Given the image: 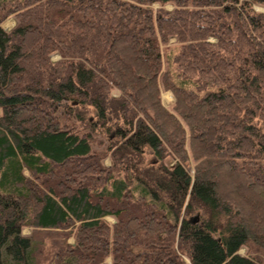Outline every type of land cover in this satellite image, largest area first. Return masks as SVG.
<instances>
[{
	"label": "trees",
	"instance_id": "obj_1",
	"mask_svg": "<svg viewBox=\"0 0 264 264\" xmlns=\"http://www.w3.org/2000/svg\"><path fill=\"white\" fill-rule=\"evenodd\" d=\"M256 6L0 0V264H264Z\"/></svg>",
	"mask_w": 264,
	"mask_h": 264
},
{
	"label": "rangeland",
	"instance_id": "obj_2",
	"mask_svg": "<svg viewBox=\"0 0 264 264\" xmlns=\"http://www.w3.org/2000/svg\"><path fill=\"white\" fill-rule=\"evenodd\" d=\"M155 7H159V4H156ZM174 6L172 4H168L167 5V8L168 9H172ZM256 9L257 10H264L263 7L261 6H256ZM17 23V20L15 19V17H8L4 23H3V27L6 29V30H11ZM179 46V43H177V41L175 39H172L171 42L168 44V45H165L163 46V50H164V53L166 54L168 52V50L170 49H173V48H177ZM60 58V56L58 54H54L52 56V59L54 61L58 60ZM167 64H165V69L167 70ZM116 93V92H114ZM163 100H164V103L166 104L167 107H169L170 109H173V106L175 104V95L172 91H163ZM62 110V109H61ZM60 110V112H62ZM62 120L64 122H67L69 123L70 125H75L77 129L80 130L81 133H84V132H92L94 135V142H93V148L95 151H103L105 149H107V147L110 145V142H109V138L107 137V135H103V134H98V130L97 131H91V127L87 124V122H81L79 121L75 115L73 114H67L66 112H62ZM95 115L96 112L94 110L91 109L90 111V115ZM147 160L148 162H151L154 160L153 156L148 154V157H147ZM172 161V162H171ZM167 162H169V164L173 165L174 164V161L172 159H168ZM105 164H107V166H110L111 165V160L110 158H107L105 160ZM195 164V160L193 158V156L190 154V161L187 163L188 165V168L193 170V166ZM108 220H110L112 223L115 221V218L114 217H111L109 216L108 217ZM25 233H29L30 232V229H25L24 230ZM240 253L243 254V255H251V254H255L261 258L264 259V253H261V251H257V250H249L247 247H243L241 250H240ZM187 261H189L187 259Z\"/></svg>",
	"mask_w": 264,
	"mask_h": 264
}]
</instances>
